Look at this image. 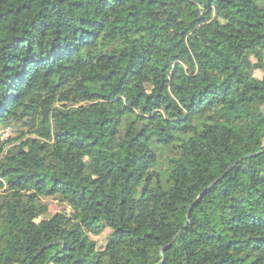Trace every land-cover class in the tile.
<instances>
[{
  "label": "trees",
  "instance_id": "obj_1",
  "mask_svg": "<svg viewBox=\"0 0 264 264\" xmlns=\"http://www.w3.org/2000/svg\"><path fill=\"white\" fill-rule=\"evenodd\" d=\"M263 108L264 0H0V264H264Z\"/></svg>",
  "mask_w": 264,
  "mask_h": 264
},
{
  "label": "rangeland",
  "instance_id": "obj_2",
  "mask_svg": "<svg viewBox=\"0 0 264 264\" xmlns=\"http://www.w3.org/2000/svg\"><path fill=\"white\" fill-rule=\"evenodd\" d=\"M254 76L257 78H260L262 75V71H255ZM8 131L10 132V137H16L18 135V133L16 134V132L14 131L13 128H9L7 127ZM27 127H22L21 130L26 132L27 131ZM29 135H26L25 137H28ZM44 202L48 204V213L42 217L45 218L47 216H50L58 211H60L63 208V205H61L58 201H56V199H54L53 197H47L44 199ZM109 232L108 228H104L103 231L99 234V235H91L90 237L94 240L97 241L98 244V248L101 249L104 247L105 243H106V236Z\"/></svg>",
  "mask_w": 264,
  "mask_h": 264
},
{
  "label": "built area",
  "instance_id": "obj_3",
  "mask_svg": "<svg viewBox=\"0 0 264 264\" xmlns=\"http://www.w3.org/2000/svg\"><path fill=\"white\" fill-rule=\"evenodd\" d=\"M9 135L8 129H0V141L6 139Z\"/></svg>",
  "mask_w": 264,
  "mask_h": 264
},
{
  "label": "water",
  "instance_id": "obj_4",
  "mask_svg": "<svg viewBox=\"0 0 264 264\" xmlns=\"http://www.w3.org/2000/svg\"><path fill=\"white\" fill-rule=\"evenodd\" d=\"M262 110L264 111V108H263ZM257 154H258V153H257ZM257 154H256V153H255V154H250V155H247L246 157L256 156ZM231 167H232V166H230L229 169H231ZM212 184H214V183H212ZM212 184H211L210 186H212ZM210 186H209V187H210ZM207 188H208V187H207ZM206 190H207V189H206ZM204 192H205V190H204L201 194H203ZM189 209H190V208H189ZM187 217H188V216H187ZM187 223H188V221L185 223V225H186ZM169 246H170V244L167 245L166 247H164V249L168 248ZM162 252H163V249H162L161 252H160L161 255H162Z\"/></svg>",
  "mask_w": 264,
  "mask_h": 264
}]
</instances>
